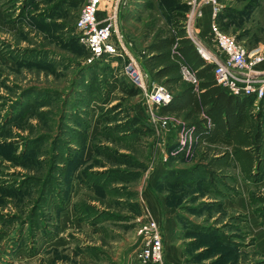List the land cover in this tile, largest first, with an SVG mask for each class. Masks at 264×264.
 <instances>
[{"label": "rangeland", "instance_id": "obj_1", "mask_svg": "<svg viewBox=\"0 0 264 264\" xmlns=\"http://www.w3.org/2000/svg\"><path fill=\"white\" fill-rule=\"evenodd\" d=\"M57 1L34 0L31 5L28 3L27 7L25 6L21 15L20 11L26 0H0V126L6 118L11 117V106L22 100L21 94L30 91V100H34L36 96L34 101L38 102V110L46 114H43L41 119L36 118L37 115H30L28 120L23 122V125H31L26 126L27 132L12 129L11 134L15 138L11 141L18 145L17 153L24 151V144L19 138H48L40 145L38 158L52 155V149L58 146L51 143L58 138L66 142L60 143L63 147L67 142L77 145L76 141H79L82 153L78 160H81L82 166L72 172L65 185L59 186L63 199L54 194L49 195L39 208L40 217L49 225L48 230L54 235L51 239L46 240L41 230L32 232L34 234L30 236L29 226L21 227L20 223L14 220L0 225V233L6 234L4 239H0V264H137L136 250L142 246L139 232L148 221L159 225L164 243V264H168V261L175 264H264V220L255 213V206L250 201L252 193L256 199L264 197V184L248 192L242 189L243 194L235 188L228 189L221 200H213L211 196H198L194 194L192 190L195 189L192 187L177 189L159 185L158 181L162 175L159 176V171L162 166L156 172L157 176L153 174L162 160L161 155L164 156L162 148L165 144L164 140L162 144L161 138L164 137L167 144L170 143L168 137L173 135L171 124H168L165 132L155 133L153 137L145 138L141 146L138 145L134 156L145 169L139 170L141 176L134 183L117 184L116 197L108 195L107 189L101 192L85 185L81 171L96 165L94 158L90 160L93 141L99 137L105 144V133L102 131L107 125V116L102 115L95 105L83 109L78 104L86 86L85 82L88 81V76L83 79L84 71L81 69L89 65L87 60L90 59L88 51L74 30L80 5L75 8L66 0L65 4L56 10V18H46L47 26L43 27V24L41 27L42 20L39 15L53 7ZM122 1L125 3L122 5L125 20L121 29L123 28V33L132 42H135L136 34L140 32L144 22L149 21L151 14L155 13L153 7L155 10L157 6L160 10L161 7L164 8L169 16L170 9H179L181 5L176 4L175 0ZM245 2L247 1L244 0ZM221 3L236 9L243 6L240 2H234L232 5L227 0H222ZM256 3L258 6L247 22H244V27H253V32L260 31L258 34L263 37L264 0H258ZM205 18L201 17L195 27L203 24L209 26V22L204 23ZM158 19L162 20L163 17L159 16ZM53 23H61L66 29L59 31L55 29L58 27L51 26ZM241 33V29L231 27L227 34L236 37ZM210 43L213 49L218 50L212 38ZM257 48L261 47L256 46L253 49ZM44 52L46 59L43 61L47 64L43 70L39 62ZM30 57L32 59H29ZM128 63L129 61H125L113 65L112 75H125L132 80L126 70ZM52 70L54 71L51 72ZM101 86L105 91L104 84ZM145 89L148 93L151 91L147 83ZM141 91V96L129 100V103L136 114L148 119V125L152 127L148 114L157 112L158 108L149 104L144 90ZM116 95L118 96V93L112 94L111 97ZM118 102L113 101L107 107ZM63 108L67 116L65 119L61 116ZM76 119L78 124H87V129L74 123ZM74 129L81 131V135H86L87 139L82 142L76 139ZM18 136L19 138H16ZM107 146L111 147L110 144ZM0 161L7 167L6 171L0 167V172L18 174L17 178L11 179L19 180V177L25 175L41 178L45 170L38 165L34 172H29L20 167H13L5 160ZM175 166L174 164L173 167ZM178 167L181 168V164ZM124 169L135 170L129 167ZM93 171L101 170L93 168ZM145 175L148 178H145ZM131 194L134 198H126ZM35 197L33 193L22 198L23 203L19 205V208L23 209L22 212L16 211L18 206L14 208L11 202L9 207L0 209V212L6 217L19 215L18 217L26 218ZM202 202H218L222 209L218 213L206 209L201 215H193L192 209L199 207ZM83 204H89L110 216H104L98 224H92L95 218L83 221L76 211ZM189 224L215 227L231 240L233 246L211 240L200 242L198 240L202 238L185 236Z\"/></svg>", "mask_w": 264, "mask_h": 264}, {"label": "trees", "instance_id": "obj_2", "mask_svg": "<svg viewBox=\"0 0 264 264\" xmlns=\"http://www.w3.org/2000/svg\"><path fill=\"white\" fill-rule=\"evenodd\" d=\"M26 1L27 4L25 3L21 8V15L24 13L25 6L34 2V0ZM184 1L175 0L176 4L181 5L179 9H170L169 16L164 8L161 7L162 10H160L157 6L155 10L153 7L155 13L151 14L149 21L144 22L141 35L142 39L149 40L143 55L144 67L152 82L165 86L172 96L169 104L159 107L158 115L162 117L174 115L175 120L177 118L181 120V124L178 125L173 121L169 123L173 126V135L167 139L170 143L164 145L168 157L158 184L177 189L192 187L195 189L192 191L198 196H211L213 200H221L224 192L228 190L226 187L228 177L217 171L222 172L231 167L238 170L239 176L251 184L258 185L264 181V111L259 104L258 112L252 114L248 109V103L253 97L233 96L216 85L213 75L214 66L206 63L200 57L185 34L183 24L188 6L183 3ZM232 1L240 2L241 6L243 5L242 8L236 9L226 5L218 15L217 22L225 33H228L231 27L241 29L242 33L236 36L237 40H245L247 49L252 50L257 46L256 42L259 40L258 32L260 31L254 33L252 29L244 27V22H247L258 6L256 3L258 0H245L247 1L245 3L244 0ZM65 2L66 0H58L53 7L44 10L39 15L42 20L41 27L43 24V27L47 26L46 18H56V10L61 8ZM67 2L78 8L82 0H67ZM156 13L158 15H155ZM157 16H162L163 19L159 20ZM51 26L58 27L55 29L59 31L66 29L61 23H53ZM42 54L43 58L39 63L42 64L40 66L44 70L45 64H47L46 61H43L44 58L46 59L44 56L46 53ZM122 62L124 61L120 58L102 57L82 68L81 70L84 71V77H82L84 79L85 76H88V81L85 82V89L78 101L83 109L95 105L102 115L107 116L105 119L107 125L102 131L105 133V144L103 140L98 139L99 137L93 141L94 155L90 156V160L94 158L97 162L96 165L83 169L81 177L87 187L101 192L107 189V194L112 197H116V186L131 184L139 179L141 176L139 170L145 169V166L136 161L135 150L138 145L141 146L145 138L155 135L153 128L148 125V119L136 114L129 103V100L141 96V89L125 75L119 77L112 75V64L119 65ZM181 66H186L193 73L197 80L196 84L188 83L182 79ZM102 84L106 88L105 91ZM114 93H118V96L111 97ZM29 96L30 91H24L21 94L22 100L11 106V117L6 118L3 125L0 126V160H5L13 167H20L26 171L29 170V172H34L38 165H41V168L45 170L41 178L25 175L19 177V180L11 179L12 177L17 178L18 174L0 172L3 176L0 177L1 210L9 207L12 203L14 208L18 206L15 208L16 211L22 212L23 209L19 208V205L23 203L22 198L27 195L31 196L33 193L36 196L30 211L25 213L26 218L18 217L19 215L6 217L0 212V225H4L6 221L14 220L19 222L21 227L28 225L30 236L41 230L42 236L48 240L54 235L49 232V225L40 217L39 208L46 202L49 195L54 194L57 195V198L63 199L60 196L59 186L65 185L72 172L82 166L81 160H78L82 153L80 151L81 143L76 141V145L67 142L63 147L60 143L66 142L58 138L51 143L53 146H58L52 149V155L38 158L39 147L48 138L43 136L19 138L18 136L16 138H19L24 144V151L18 154V145L11 141L15 138L11 134L12 129L17 128L27 132L31 125L28 123L23 125V122L28 120L30 115H37L36 118L41 119L42 115L46 114L38 110V102L34 101L37 99L36 96L34 100H30ZM116 100L119 102L107 107ZM65 112L63 108L61 110L63 119L67 117ZM77 122L78 119L74 120V123ZM111 122L114 124L109 125ZM78 125L84 129L88 127L85 123ZM26 126L28 127L26 128ZM181 130L192 133V136H197L199 145L202 142L207 145L220 143L225 146L226 150L223 155L213 157L210 156V147L202 151L195 145L192 154L186 156L185 151H179L176 137L177 132ZM75 132L74 136L76 134V139L78 138L81 142L87 139L86 135H81V131L75 130ZM107 144H110L111 147ZM174 164L175 167H173ZM179 164H181V168L178 167ZM0 167L4 171L7 170L1 161ZM128 167L135 170L124 169ZM93 168L101 171H93ZM131 197L134 198L133 194L126 198L132 199ZM28 201L32 202V200ZM250 201L255 206V213L264 220V197L256 199L252 193ZM258 205L260 207H257ZM206 209L218 213L222 208L218 202H202L199 207L192 209V214L201 215ZM201 210L203 212L200 213ZM76 211L83 221L95 218L92 224H98L104 216H110L107 212L99 211L89 204H83ZM32 232L34 233L32 234ZM185 236L202 238L198 240L200 242L211 240L231 245V240L227 239L226 235L215 227L189 224ZM5 237L4 232L0 233V239Z\"/></svg>", "mask_w": 264, "mask_h": 264}, {"label": "built area", "instance_id": "obj_3", "mask_svg": "<svg viewBox=\"0 0 264 264\" xmlns=\"http://www.w3.org/2000/svg\"><path fill=\"white\" fill-rule=\"evenodd\" d=\"M184 2L188 6L183 24L185 34L200 57L214 66L213 75L216 85L233 96L253 97L255 101L264 99V72L256 70L264 63V47L248 52L242 41L221 30L217 17L224 7L218 0H185ZM124 4L122 0H82L74 30L90 54L88 64L102 57L120 59L129 57L128 48L131 44L124 42L118 30L119 13ZM204 5L210 7V33L218 47V53L209 50L200 41L195 31V25L202 17ZM126 70L129 71L133 82L144 90L145 87L131 60ZM180 73L184 81L197 83L195 76L186 66H181ZM144 96L149 104L157 108L169 104L172 99L167 88L157 84H152L149 93L144 90ZM148 115L155 133L161 134L166 131L171 122L169 118L159 116L158 111ZM177 141L179 151H185L186 156L192 154L194 144L192 133L179 131ZM139 234L142 237V246L136 250V263L164 264V243L159 225L154 221H148Z\"/></svg>", "mask_w": 264, "mask_h": 264}, {"label": "crops", "instance_id": "obj_4", "mask_svg": "<svg viewBox=\"0 0 264 264\" xmlns=\"http://www.w3.org/2000/svg\"><path fill=\"white\" fill-rule=\"evenodd\" d=\"M219 1V3L223 6V7H225L227 4H222L221 3V1L220 0H218ZM227 2L229 3V2H231L232 3V5H233V3H234V1H232V0H227ZM81 4H82V2H81ZM81 4H80V7H81ZM124 12L122 11V7H121V9H120V13H119V19H118V30H119V32L122 34V36H123V39H124V42L126 43V44H131V46L128 48V54H129V57L127 58V59H122L124 62L125 61H129V60H131L132 61V63H133V65H134V67H135V71H136V73H138L139 74V76H140V78H141V82H142V85L145 87V83H147L148 84V88H151V86H152V84H157V83H153L152 82V80H151V78H150V75H149V73L147 72V70H146V68L144 67V57H143V55H144V51H145V47L148 45V43H149V40H144V39H142V37H141V35H142V32H143V26H142V28L140 29V32L139 33H137L136 34V40H135V42H132L131 40H129L128 38H127V36H125V34L123 33V28L121 29V26H122V23H123V21L125 20L124 18ZM208 15V17H207V15ZM78 17V16H77ZM202 17H203V19L205 18V17H207V19L206 20H204V23H206V22H209V26L207 25V27H206V25H199L198 26V28L196 27L195 28V31H196V33H197V36H198V38L200 39V41L206 46V47H210L211 49V51H213V52H216V53H218V50L216 49V48H212V44L210 43V40H211V38L214 40V38H213V36H212V34L210 33V7L208 6V5H204L203 7H202ZM208 18H209V20H208ZM199 21V20H198ZM198 23V22H197ZM197 23H196V25H197ZM208 24V23H207ZM208 27H209V29H208ZM248 29H252L253 30V27H247ZM260 34V33H259ZM258 34V36H259V40L256 42V45L257 46H260L261 48L262 47H264V36L262 37L261 35H259ZM262 34V33H261ZM261 36V37H260ZM236 38V37H235ZM250 38V37H249ZM237 39V38H236ZM247 41H249V40H247ZM215 42V41H214ZM242 42H243V44H244V46L246 47V42H245V40H242ZM209 43L211 44V46L209 45ZM258 49H260V48H257V49H255V50H258ZM248 52H251V51H254V49H252V50H247ZM113 65H117V63L116 64H112V66ZM256 70L258 71V72H264V63L263 64H261V65H259L257 68H256ZM157 85H159V84H157ZM144 90H146V89H144ZM249 111L252 113V114H256L257 112H258V110H259V104H261V109H262V111H264V100H262V101H255V99L254 98H251V101H249ZM159 109V108H158ZM163 117H167V116H163ZM175 116L174 115H170V117H167V118H169L170 119V121L172 122H175V124L176 125H178V124H181V120L179 119V118H177L176 120H175V118H174ZM201 117H204V115H201ZM208 123V122H207ZM155 132V131H154ZM178 133L179 132H177V134H176V137H178ZM193 139H194V144H193V146H195L196 145V147L198 148V149H200V150H204L205 148H207V147H210V149H211V153H210V156H213V157H218V156H221V155H223V153L225 152V146L224 145H222V144H220V143H216V144H214V145H207L206 143H204V142H202L200 145L198 144L199 143V138L197 137V136H193ZM164 140V144H166V140H165V138L163 137V139H161V141H163ZM230 149V148H229ZM162 152H164L163 154H164V156H162L161 155V158H162V160H161V162H160V164L156 167V169H155V171H154V174L153 175H155L156 174V176H157V174L158 173H156V172H158L159 171V169H160V167H161V170L159 171L160 173H159V176L162 174V172L164 171V163H165V161H166V159H167V154H166V152H165V150H164V146H163V148H162ZM192 152H193V147H192ZM151 170V169H150ZM150 170L148 171V174H149V172H150ZM218 173H222L224 176H226V177H228V179L226 180L227 181V184H226V187H227V189H233V188H235V189H237V190H239L240 192H241V194H243V191H242V189L243 190H245V191H249V190H251L252 188H255V187H258V186H261V185H263L264 184V181L263 182H261L260 184H258V185H254V184H251V183H249V182H247V181H245V180H243L240 176H239V172H238V170H236L235 168H231V167H229V168H226V169H224L222 172L221 171H217ZM254 172H255V169H254ZM146 178H148L147 176H146ZM232 178V180H229V179H231ZM246 193V192H245ZM245 199H246V197H245ZM245 199H244V201H245ZM167 261H168V259H167ZM166 261V262H167ZM168 264H175V263H170V261H168Z\"/></svg>", "mask_w": 264, "mask_h": 264}]
</instances>
